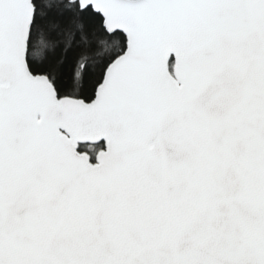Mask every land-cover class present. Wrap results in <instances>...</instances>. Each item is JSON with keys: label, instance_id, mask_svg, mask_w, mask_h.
<instances>
[{"label": "snow or ice", "instance_id": "snow-or-ice-1", "mask_svg": "<svg viewBox=\"0 0 264 264\" xmlns=\"http://www.w3.org/2000/svg\"><path fill=\"white\" fill-rule=\"evenodd\" d=\"M0 264H264V0H0Z\"/></svg>", "mask_w": 264, "mask_h": 264}]
</instances>
